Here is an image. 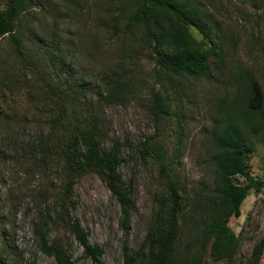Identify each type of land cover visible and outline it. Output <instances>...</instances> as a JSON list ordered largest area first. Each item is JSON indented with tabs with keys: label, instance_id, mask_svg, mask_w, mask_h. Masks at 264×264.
Masks as SVG:
<instances>
[{
	"label": "trees",
	"instance_id": "trees-1",
	"mask_svg": "<svg viewBox=\"0 0 264 264\" xmlns=\"http://www.w3.org/2000/svg\"><path fill=\"white\" fill-rule=\"evenodd\" d=\"M116 2L115 9L104 12L101 27L120 38L127 53L122 59H138L142 55L148 59L158 82L209 81L223 68V39L194 0ZM258 2L264 14V0ZM35 7V0H0V40L7 41L13 65L21 68V75L29 74L32 81L28 115L18 116L3 101L0 123L6 132L13 124L24 125L31 116L36 130L33 137L20 142L7 134L0 147L5 143L12 145L43 180L50 178L49 187L35 196L38 207L32 231L40 251L55 264H73L66 240L49 237L52 228L72 237L82 248V257L91 264H103V249L89 244L86 231L73 215L77 206L75 185L84 176H96L118 205L122 227L127 225L135 210L133 186L120 172L123 144L116 140L106 144L102 108L133 93L126 74H111L101 87H63L56 83L51 74L59 80L71 67L60 54L64 53L62 44L52 42L47 47L49 59L42 55L36 59L37 55L29 54L26 48L23 31L34 20L31 11ZM125 39L129 41L127 45L123 43ZM46 60L53 73H48ZM232 80L234 93L217 104V125L210 133L208 165L213 181L210 186L201 185L193 191L191 199L176 168L181 151V100L174 95L170 99L169 94L151 88L148 111L156 132L145 138L136 152L141 163L151 164L155 171L154 208L142 243L136 250H123L122 264H260L264 237L241 262L240 238L228 223L231 217L240 216V207L250 192L259 193L264 187L263 181L251 175L247 164L249 155L255 152L256 138L264 136V93L245 69L233 73ZM18 81L7 71L0 79L2 96L12 93ZM64 81L67 84L68 80ZM165 118L176 120L175 137L169 145L161 143L158 135ZM186 224L189 230L181 246ZM0 264H7L4 253L0 254Z\"/></svg>",
	"mask_w": 264,
	"mask_h": 264
},
{
	"label": "rangeland",
	"instance_id": "rangeland-1",
	"mask_svg": "<svg viewBox=\"0 0 264 264\" xmlns=\"http://www.w3.org/2000/svg\"><path fill=\"white\" fill-rule=\"evenodd\" d=\"M31 11L34 17L24 29L29 54L46 59L47 47L60 42L65 63L71 64L68 72L56 83L66 86H102L113 73L126 74L132 90L119 103L103 105L102 128L106 132V144L119 141L124 162L120 172L132 182L134 212L125 227L121 225L118 205L107 188L94 175L79 179L75 185L77 203L74 217L88 235L90 245L103 249V264H122L123 250H136L142 243L150 222L154 203V168L143 165L136 147L145 138L155 134L152 115L148 111L150 90H160L181 100L182 128L181 151L176 164L181 183L191 199L193 191L201 185H211L210 133L217 125V104L234 93L232 74L245 69L255 77L264 93V14L258 0H194L202 8L212 26L219 31L226 51L223 68L216 71L214 79L186 80L179 84L158 82L153 76V65L144 56L138 59H122L126 49L118 37L102 27L104 12L118 6L117 0H35ZM115 2V3H114ZM110 7V8H108ZM197 38L196 32H192ZM121 37V36H120ZM123 43L127 45L129 41ZM136 46V45H134ZM138 51L139 48H135ZM138 54V52H137ZM42 55V56H41ZM13 56L7 41L0 40V79L7 71L19 79L12 93L0 92V105L5 101L22 117L28 115L27 100L32 85L31 76L21 75V68L13 65ZM48 73L53 68L46 60ZM64 79H67L65 84ZM16 80V78H15ZM90 97V96H89ZM95 100L94 96H91ZM27 117L24 125L13 124L6 132L0 123V141L7 134L13 141L26 140L35 135V125ZM176 120L165 118L159 126L161 143L169 145L174 140ZM263 135V134H262ZM257 139L255 152L248 157V169L254 178L264 182V136ZM5 143L0 147V254L7 264H55L42 253L33 235V221L37 217L36 194L50 185V178L43 180L33 170L30 162L22 159L20 151ZM18 150V149H17ZM187 223V222H186ZM232 232L240 238L239 258L245 261L253 246L264 237V187L259 193L250 192L240 207V216L231 217L228 223ZM186 224L181 246L187 238ZM51 239L64 238L73 264H91L82 257V248L63 232L49 229ZM208 264H224V262ZM260 264H264V254Z\"/></svg>",
	"mask_w": 264,
	"mask_h": 264
}]
</instances>
